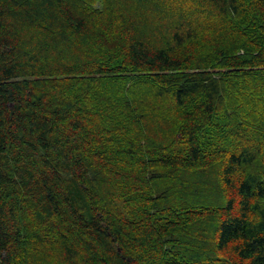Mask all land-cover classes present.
I'll use <instances>...</instances> for the list:
<instances>
[{
    "label": "trees",
    "instance_id": "trees-1",
    "mask_svg": "<svg viewBox=\"0 0 264 264\" xmlns=\"http://www.w3.org/2000/svg\"><path fill=\"white\" fill-rule=\"evenodd\" d=\"M0 264H264V0H0Z\"/></svg>",
    "mask_w": 264,
    "mask_h": 264
}]
</instances>
